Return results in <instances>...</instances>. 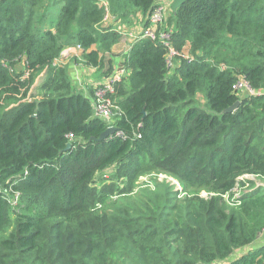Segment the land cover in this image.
<instances>
[{"label": "trees", "instance_id": "obj_1", "mask_svg": "<svg viewBox=\"0 0 264 264\" xmlns=\"http://www.w3.org/2000/svg\"><path fill=\"white\" fill-rule=\"evenodd\" d=\"M97 1L0 0V264H264V247L231 259L264 231V95L232 92L242 76L264 90L261 0L169 13L192 58L172 71L161 42H132L112 96L124 139L102 141L93 97L57 65L78 45L76 63L100 68L124 42ZM106 1L125 24L156 2Z\"/></svg>", "mask_w": 264, "mask_h": 264}, {"label": "built area", "instance_id": "obj_2", "mask_svg": "<svg viewBox=\"0 0 264 264\" xmlns=\"http://www.w3.org/2000/svg\"><path fill=\"white\" fill-rule=\"evenodd\" d=\"M168 3V1L166 2ZM99 8H104L105 15L103 18V26L113 25V27L116 25L117 31L120 32V22L116 19H114L111 14L108 12L109 4L106 0H98L97 1ZM166 4L161 3V0H156L155 5L152 7V10L149 12V14L144 18V21L148 23L146 27H143L139 30L138 34L132 35L131 38L125 37V41L128 42L130 45L132 42L136 41L137 39H149V40H158L161 42L167 49L166 54V63L169 67L172 63V60L175 57L184 58V59H192L189 55H185L183 52L186 50L185 48L181 52H177L173 49L171 46L170 38L172 34V30L168 29L165 31H159L158 27L162 24L163 20L165 19L164 14L166 13ZM168 13V12H167ZM115 22V23H113ZM115 29V28H113ZM121 33V32H120ZM79 52H82V48L78 46ZM75 51V47H68L66 48L62 53L61 57L72 54ZM60 57V58H61ZM58 65V61H57ZM81 65V64H79ZM174 67V65H173ZM129 76V71L127 70V67L124 65H120V68L113 73V76L108 80V82L104 85H99L100 89L98 90L97 98H94L92 101V118H98L102 120L107 128H115L113 122L116 115L119 114V109L115 105V102L112 100V96L115 93V86L119 84L120 82H123L127 77ZM232 92L239 98H243L245 96H259L264 95V90L261 91H255L252 89L245 78L239 77L232 86ZM118 137L121 139H124L123 132L118 131L117 129L111 135L110 137ZM164 177V176H163ZM161 175L158 177V180H161L163 178ZM17 202V196H15V202L13 204H16Z\"/></svg>", "mask_w": 264, "mask_h": 264}, {"label": "rangeland", "instance_id": "obj_3", "mask_svg": "<svg viewBox=\"0 0 264 264\" xmlns=\"http://www.w3.org/2000/svg\"><path fill=\"white\" fill-rule=\"evenodd\" d=\"M168 1V3H166ZM173 0H161V3L166 4V13L164 14L165 19L163 20L162 24L158 27L159 31H165L170 29L166 25V19L169 16V13H173L171 9ZM168 12V13H167ZM57 16H55L56 21ZM120 22V21H119ZM144 18L141 14H133L130 15L128 19V23L125 24L120 22V32L118 34L125 36L127 38H131L132 35L138 34L139 30L144 27ZM112 25V24H111ZM115 30L116 25L114 26ZM122 44H126L125 47ZM130 48V45L126 42H119L113 45L112 50L109 53L104 54V62L105 65H103L100 68H89V67H81L76 63V61L71 58L70 55L61 57L58 60L59 67L66 68L67 75L71 81V84L76 89H81L85 95H90L94 98H97L98 90L100 89L99 85H104L108 82V80L113 76V73L116 72L122 63V59L124 58V54L122 52H125L126 50ZM186 50L183 52L185 55H189L188 52V45L185 46ZM75 51H80L78 47H75ZM190 56V55H189ZM191 57V56H190ZM175 62V58L172 60L171 65L169 66V69L172 71L173 65ZM22 66V61H19L16 63V69L20 70ZM44 78V73L39 75L36 79V83L38 84L41 82ZM79 81V83H77ZM198 102L203 104L202 99H198ZM108 173V172H107ZM163 177V176H162ZM145 177H140L138 179V184L145 181ZM161 180H164L169 186L173 188L174 191H181V185L175 181L172 178L163 177ZM203 198H206L205 194H201Z\"/></svg>", "mask_w": 264, "mask_h": 264}, {"label": "crops", "instance_id": "obj_4", "mask_svg": "<svg viewBox=\"0 0 264 264\" xmlns=\"http://www.w3.org/2000/svg\"><path fill=\"white\" fill-rule=\"evenodd\" d=\"M126 43H128L127 41H125ZM124 47L126 44H122ZM186 49V48H185ZM127 52V50L125 52H122V54H125ZM70 55L71 58H73L74 60L79 58V55H80V52L79 51H74L72 54H67L65 56H68ZM63 56V57H65ZM59 65V64H58ZM79 65V64H78ZM81 67H83L82 65H80ZM90 68V67H89ZM79 83V81L77 82ZM247 179H251V180H254L253 177H250V176H247L246 177ZM257 185L259 186H264V183H261V182H257ZM264 247V231L261 232L258 237L255 239V241L250 244L249 246H246L245 248H242L240 250H236L232 255H231V259H236L238 258L240 255H243V254H247L249 252H253V251H256L260 248Z\"/></svg>", "mask_w": 264, "mask_h": 264}, {"label": "water", "instance_id": "obj_5", "mask_svg": "<svg viewBox=\"0 0 264 264\" xmlns=\"http://www.w3.org/2000/svg\"><path fill=\"white\" fill-rule=\"evenodd\" d=\"M188 0H173L172 2V5H171V9H172V12L174 13L175 10L180 6L182 5L184 2H186ZM261 5L264 7V0H261ZM239 105V102H235L232 106H230L229 108H227L225 110V112L227 113H230V112H233L234 110L237 109ZM115 128L111 127V128H107L101 135L100 137L97 139V141H102L104 139H106L107 137L113 135V133L115 132ZM69 148V144H67V147L66 149Z\"/></svg>", "mask_w": 264, "mask_h": 264}, {"label": "clouds", "instance_id": "obj_6", "mask_svg": "<svg viewBox=\"0 0 264 264\" xmlns=\"http://www.w3.org/2000/svg\"><path fill=\"white\" fill-rule=\"evenodd\" d=\"M63 51H64V50H63ZM63 51H62V52H63ZM159 181H161V180H159Z\"/></svg>", "mask_w": 264, "mask_h": 264}]
</instances>
